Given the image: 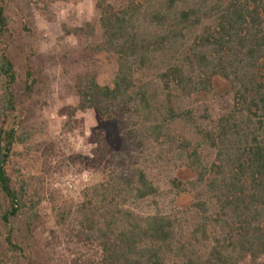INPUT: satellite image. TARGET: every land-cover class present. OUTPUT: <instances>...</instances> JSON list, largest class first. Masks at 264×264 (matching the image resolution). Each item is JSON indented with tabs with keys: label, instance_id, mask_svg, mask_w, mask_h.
I'll return each mask as SVG.
<instances>
[{
	"label": "trees",
	"instance_id": "16d2710c",
	"mask_svg": "<svg viewBox=\"0 0 264 264\" xmlns=\"http://www.w3.org/2000/svg\"><path fill=\"white\" fill-rule=\"evenodd\" d=\"M98 8L102 40L94 52L114 57L118 70L111 86L94 75L78 79L81 110L127 126L139 146L176 152L180 168L197 178L171 181L177 197L193 199L179 216L139 213V203L159 195L144 173L127 182L132 191H85L75 238L96 242L99 264H264V0H124ZM6 29L0 5V37ZM26 76L31 93L35 81ZM215 81L232 90L217 118L206 104ZM18 88L15 64L0 49V223L10 231L27 208L7 169L26 142L14 119ZM175 124L191 137L177 136ZM7 242L21 250L10 235Z\"/></svg>",
	"mask_w": 264,
	"mask_h": 264
},
{
	"label": "rangeland",
	"instance_id": "374dc122",
	"mask_svg": "<svg viewBox=\"0 0 264 264\" xmlns=\"http://www.w3.org/2000/svg\"><path fill=\"white\" fill-rule=\"evenodd\" d=\"M99 3L120 8L124 0H0L7 17L0 49L19 77L14 119L26 140L7 164L12 186L24 191L27 208L11 231L0 223L5 264H99L96 242L75 238L84 192L132 191L127 182L135 185L140 173L148 175L159 195L139 203V213L157 209L179 216L192 206L193 199L177 197L171 183L178 179L188 184L197 178L180 168L176 152L166 154L167 148L152 142L139 146L127 136V126L80 108L78 79L94 75L100 85L111 86L118 70L114 57L94 52L102 40ZM27 71L35 81L31 93L25 90ZM214 84L206 104L217 118L232 90L226 82ZM173 130L181 139L191 137L182 124ZM192 218H185L187 226ZM9 235L20 251L8 245ZM241 264L251 261L245 258Z\"/></svg>",
	"mask_w": 264,
	"mask_h": 264
},
{
	"label": "built area",
	"instance_id": "2783aa9c",
	"mask_svg": "<svg viewBox=\"0 0 264 264\" xmlns=\"http://www.w3.org/2000/svg\"><path fill=\"white\" fill-rule=\"evenodd\" d=\"M69 188L72 189V186L70 184H68Z\"/></svg>",
	"mask_w": 264,
	"mask_h": 264
}]
</instances>
